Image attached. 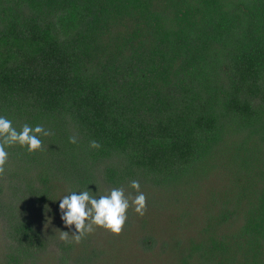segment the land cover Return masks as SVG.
I'll use <instances>...</instances> for the list:
<instances>
[{
  "label": "trees",
  "instance_id": "1",
  "mask_svg": "<svg viewBox=\"0 0 264 264\" xmlns=\"http://www.w3.org/2000/svg\"><path fill=\"white\" fill-rule=\"evenodd\" d=\"M0 116L52 133L6 146L0 264H264V0H0ZM132 180L143 216L60 239Z\"/></svg>",
  "mask_w": 264,
  "mask_h": 264
},
{
  "label": "clouds",
  "instance_id": "2",
  "mask_svg": "<svg viewBox=\"0 0 264 264\" xmlns=\"http://www.w3.org/2000/svg\"><path fill=\"white\" fill-rule=\"evenodd\" d=\"M51 131L43 125L34 128L25 123L22 130L13 127L12 121L0 116V178L6 172V161L8 152L6 146L19 144L21 147L27 146L29 153L43 151L42 136L51 135ZM69 142L76 144L78 137L72 135ZM90 147L99 149L101 145L93 140ZM130 187L137 193L135 196L126 194L123 187L113 188L109 195H97L91 190L71 191L60 199L59 209L61 219L65 227L71 229L74 225L75 231L70 235L67 231H60V239L65 242L80 243L88 234L93 233L99 226L110 230L113 234H120L127 220V210L134 206L135 212L143 216L147 211L146 195L141 191L138 180H132ZM71 238V240H70Z\"/></svg>",
  "mask_w": 264,
  "mask_h": 264
},
{
  "label": "rangeland",
  "instance_id": "3",
  "mask_svg": "<svg viewBox=\"0 0 264 264\" xmlns=\"http://www.w3.org/2000/svg\"><path fill=\"white\" fill-rule=\"evenodd\" d=\"M176 212V211H175ZM164 214L165 215H163L164 217H158V219H159V221L156 223V225H157V228H160V227H163V226H169V225H171L172 224V222L174 221V219H173V217L171 216V214H170V210L168 211V210H165L164 211ZM167 215H169V217L167 216ZM172 227H174V230H175V228H176V225L175 224H173V226ZM135 229V228H134ZM153 231H155V230H153ZM135 234V233H134ZM129 240H128V244H129V246L130 247H127V250H125V252H126V255L128 254V257H131V253L129 254V252L131 251V249H133L134 247H135V242H134V237H129L128 238ZM132 258H130V260H131ZM146 262V261H145ZM142 264H144L143 262H142Z\"/></svg>",
  "mask_w": 264,
  "mask_h": 264
}]
</instances>
